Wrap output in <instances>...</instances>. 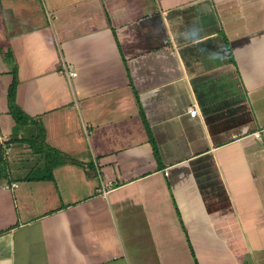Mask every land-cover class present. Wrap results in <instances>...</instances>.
Here are the masks:
<instances>
[{"label":"crops","instance_id":"obj_1","mask_svg":"<svg viewBox=\"0 0 264 264\" xmlns=\"http://www.w3.org/2000/svg\"><path fill=\"white\" fill-rule=\"evenodd\" d=\"M13 78L82 165L1 156L0 264H264V0H0V145Z\"/></svg>","mask_w":264,"mask_h":264},{"label":"trees","instance_id":"obj_2","mask_svg":"<svg viewBox=\"0 0 264 264\" xmlns=\"http://www.w3.org/2000/svg\"><path fill=\"white\" fill-rule=\"evenodd\" d=\"M16 78H13L12 82L10 83L7 91V100H8V106H9V112L12 116V118L15 121V126H16V132L18 128L21 127H27L28 125H33L35 130L34 133L30 134V130H23L25 131V135L23 137L18 138L13 131L12 136L8 139L9 143L14 142V143H23L30 148L32 153L38 154L39 157L38 159H42V162L40 163L41 165V171L39 172V177H36L35 179L38 178H45V179H52L53 178V169L61 164H64L66 162L68 163H73L77 165H82V162L76 160L75 158L64 154L57 149L53 148L46 142V134H45V128L39 118H32L28 114H26L21 108L17 105L16 103ZM14 126V127H15ZM24 128V129H25ZM7 142V141H6ZM6 142L2 143L6 144ZM0 145V162H1V156H3V147ZM2 162L0 163V178L2 179L3 177H6L7 175L3 173V166ZM33 167V166H32ZM31 167V168H32ZM35 167V166H34ZM38 167V166H37ZM33 169V168H32ZM31 175V171L27 173L25 178H32L29 177Z\"/></svg>","mask_w":264,"mask_h":264},{"label":"rangeland","instance_id":"obj_3","mask_svg":"<svg viewBox=\"0 0 264 264\" xmlns=\"http://www.w3.org/2000/svg\"><path fill=\"white\" fill-rule=\"evenodd\" d=\"M1 115H3L1 113ZM5 121V119H4ZM4 123V122H3ZM3 126V124H2ZM13 129V128H12ZM8 138H3L2 142L4 143L5 140H7L6 144H4V149H3V156L5 158V162H7V164H10V166L12 167H17L16 169L21 173L24 174L26 173L31 167L32 164L35 163V161L41 163L42 159H38L39 155H34L30 152V149H28V147L26 145L20 146L22 144H19V148H18V144L16 146L15 143L13 145V143H9ZM18 148V149H16ZM13 164V165H12ZM39 170V168H38Z\"/></svg>","mask_w":264,"mask_h":264},{"label":"built area","instance_id":"obj_4","mask_svg":"<svg viewBox=\"0 0 264 264\" xmlns=\"http://www.w3.org/2000/svg\"><path fill=\"white\" fill-rule=\"evenodd\" d=\"M62 71H63L64 73L68 74V75L71 76V77L76 76V71H75L74 69H72L71 67H69V66H65L64 68H62ZM189 112L193 114V113H196L197 110H196V108H190ZM6 141H7V140H5V142H6ZM15 186H16V183L6 184V187H7V188L15 187Z\"/></svg>","mask_w":264,"mask_h":264}]
</instances>
